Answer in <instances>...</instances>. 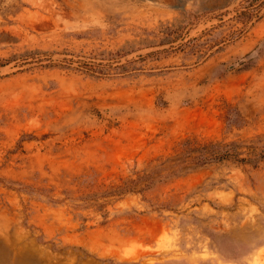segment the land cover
<instances>
[{
  "label": "rangeland",
  "instance_id": "obj_1",
  "mask_svg": "<svg viewBox=\"0 0 264 264\" xmlns=\"http://www.w3.org/2000/svg\"><path fill=\"white\" fill-rule=\"evenodd\" d=\"M193 137L264 143V0H0V264H264V164L167 177L106 217L16 190L117 183Z\"/></svg>",
  "mask_w": 264,
  "mask_h": 264
},
{
  "label": "trees",
  "instance_id": "obj_2",
  "mask_svg": "<svg viewBox=\"0 0 264 264\" xmlns=\"http://www.w3.org/2000/svg\"><path fill=\"white\" fill-rule=\"evenodd\" d=\"M83 70L98 77L105 75L88 67ZM226 120L231 127H243L245 122L244 117L231 108L227 111ZM227 163L259 168L264 164L263 141L259 137L232 142L187 138L174 148L173 155L158 157L153 161L152 167L134 170L131 175L120 178L117 183H100L98 176L92 174L77 177V189L69 188L58 192L56 187L45 182L40 187L24 186L16 190L46 197L49 203L56 205L68 201L75 211L92 209L103 214L111 199H121L129 194L142 195L167 177L179 178L198 167ZM58 193L64 195L63 199L56 198ZM104 214L106 217L107 213Z\"/></svg>",
  "mask_w": 264,
  "mask_h": 264
}]
</instances>
